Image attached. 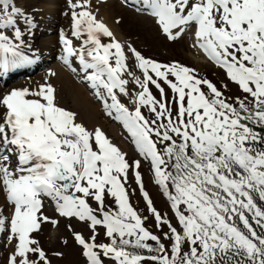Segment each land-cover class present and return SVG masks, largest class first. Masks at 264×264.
Wrapping results in <instances>:
<instances>
[{"label": "snow or ice", "instance_id": "1", "mask_svg": "<svg viewBox=\"0 0 264 264\" xmlns=\"http://www.w3.org/2000/svg\"><path fill=\"white\" fill-rule=\"evenodd\" d=\"M68 2L71 35L82 42L74 46L61 31V59L70 65L69 58H77L91 86L106 90L112 103L105 106L115 109L137 149L151 158L179 230L162 218L147 193L157 226L168 228L163 237L170 247L144 227L121 179H127L129 168L124 154L100 129L88 131L74 113L57 106L54 88L12 89L0 96V192L12 212L7 216L0 207V233L17 241L8 264H50L31 236L49 219L41 213L45 197L55 201L60 215L106 229L109 243L75 235L89 264H103L102 257L114 264H264V0H143L169 39L195 26L198 46L246 95L226 98L192 69L154 62L130 48L143 71L142 80L128 72L142 89L134 113L114 91L128 95L129 81L121 76L128 69L122 45L114 38L102 42L113 33L86 10L88 0ZM20 20L29 32L35 27L14 0H0V75L31 63L19 51ZM5 29L12 30L11 36ZM173 29L178 31L173 34ZM158 81L175 94V118L167 102L157 101L149 90L152 84L164 95ZM141 106H150L156 120L145 119ZM136 180H141L138 172ZM106 196L114 198L117 210H106ZM144 250L148 254H141Z\"/></svg>", "mask_w": 264, "mask_h": 264}, {"label": "rangeland", "instance_id": "2", "mask_svg": "<svg viewBox=\"0 0 264 264\" xmlns=\"http://www.w3.org/2000/svg\"><path fill=\"white\" fill-rule=\"evenodd\" d=\"M14 2L17 7L25 9V0H14ZM92 2L95 4L90 6L87 5L86 10L88 9L87 11H91L92 15L95 16L98 22L103 23V19L108 18L115 33L124 39L123 44H125L127 50L134 48L146 59L160 64L171 65L173 63H177L184 67H188L189 69L193 70V74L198 78L206 79L212 82L226 98H231L234 100L236 97L243 98L246 95L235 82L230 80V78L227 76L226 69L221 68L213 61H210V63L206 62L204 56L199 51V46H197L195 41V26L187 28L186 32L180 35L177 39L172 40L169 39L168 35L163 32L161 25L158 23V18H153V16L148 12L140 11L139 9L137 10V8L129 4V1L127 0H92ZM42 4L43 2H39V5ZM69 7L70 6L65 9L66 11L63 10L64 12H61V16L66 23V32L68 30L69 34H71L73 31L71 23H73V21L70 17L73 9ZM81 10L84 9H75L77 12ZM191 30L193 31L191 32ZM177 31L178 29L172 30L173 34H175ZM58 34V32H49L47 36L56 37ZM68 38L73 40L74 46H80L81 40L76 41V39L70 36ZM107 39L108 37H102V42H111ZM74 42L77 43L75 44ZM60 45L61 47H64L62 43H60ZM131 54L132 52L130 51V55ZM70 58L73 60L77 59L75 57ZM54 63L55 61H52L49 66L45 68H39V70H32L30 71L31 73H29V75L25 76H33L37 77V79H40L47 74L48 69H50ZM64 71H66V69ZM130 72L134 73L136 77L140 76L139 78L141 80L143 79V71L138 67L137 61L136 67ZM125 75H128V73L121 74L123 79H130L133 81L132 87L130 84H128L127 87L125 86L128 95L120 93L118 89H115L114 91L117 96L121 94L120 102L124 104L130 112L134 113L135 108L138 106V93L142 91V89L139 87V85L137 86V84H134L135 82L133 76L128 75L126 77ZM152 75L155 79L156 77L154 74ZM170 78L175 82L173 77ZM35 81L36 79L33 82ZM86 81L88 80L86 79ZM158 82H160L165 89L164 95H161L159 90L156 89L152 84H149V90L157 101L167 102L168 106L173 109V118H175L176 105L173 103V97L175 94L163 81ZM36 83L39 85L38 82ZM76 84H78L81 88L83 86L80 85L79 82ZM88 85H91L90 81H88ZM27 88L30 90H35V88L38 89L39 87L33 88L32 86H28ZM202 88L204 91H207L206 86H202ZM95 89L100 93L98 98L97 94H93L92 92H90L91 97L89 98L90 94L87 93L88 90L85 88H83V93L85 94L84 96L88 95L90 104L93 106V114L99 119L101 124L100 127L104 131V135L112 144L120 149V151L125 156V160L129 164V168L127 170V179L124 180L123 177L121 178L128 193L129 203L137 212V214L143 219L144 227L151 233L159 236L166 247H170V241L164 239L163 237V232L168 231L167 226H162V230L161 227L157 226L155 217L149 210L147 200L144 196V193H147L148 198L152 201V206L157 212L161 214L162 218L168 219L179 230L177 219L175 217L174 211L171 208V202L168 200L162 187L156 183V177L151 164V158L142 155L137 149L131 133H129L128 129L124 126L121 120L116 119L117 113L115 112V109L107 108L105 106V102H107L108 105L112 103L111 98L107 95L106 90L103 88ZM102 97H105V100ZM68 99V94H64L63 99L55 103L61 108L62 105L65 104L64 106L67 107L68 111L74 113L75 115L77 114L75 116L76 122H80V124H82L88 131L94 132L95 129H100L99 126L95 127V129H92L89 127V125L85 126L83 121H79L77 117L78 112L69 104ZM103 105L106 107V109L103 108ZM140 110L141 114L149 122L156 120V115L150 111V106H141ZM157 110H159L158 105ZM159 123H161V121L157 120V124ZM121 126L124 128V130L127 129L125 133L122 132L123 129ZM151 126L156 127V125ZM161 131L163 130L161 129ZM127 132L130 135H128ZM151 138L154 141L158 139L154 134ZM163 146L164 145L162 143L157 144L158 149H162ZM136 162H139L138 168L136 167ZM137 172L141 177L139 183L136 180ZM141 185L143 186L142 188ZM0 194L4 196L3 193L0 192ZM76 195L81 194L77 193ZM51 200V198H43V207L41 209V213L43 216H46L49 219L48 221L41 224L40 230L31 234L32 238L39 242L37 246L45 252L50 264H89L87 257L83 254V246L76 241L75 235L80 234L86 242H91L92 236L95 235V242L97 244L109 243L110 240L106 236V229L103 227V225H97L95 228H93L90 221L80 220L78 217H66L60 215L55 206V201ZM88 203L94 210L98 209V205L93 199L89 198ZM105 206L106 210L111 209L112 211H115L118 208V206L115 204L114 198L111 196L105 197ZM0 207L5 208V215L11 213L10 206L7 205L5 197L3 201L0 202ZM95 214H97L98 218H102L98 211ZM51 221H57V223L53 224ZM7 236L8 233H0V238L2 239L1 241H3V243H0V264H8L9 258L14 251L15 244L17 243L16 240L9 241ZM149 243L155 245V242L149 241ZM30 256L34 259L36 258L35 256H32V254H30ZM102 260L103 264H114V261L108 258L102 257ZM149 264H151V262H149Z\"/></svg>", "mask_w": 264, "mask_h": 264}, {"label": "bare ground", "instance_id": "3", "mask_svg": "<svg viewBox=\"0 0 264 264\" xmlns=\"http://www.w3.org/2000/svg\"><path fill=\"white\" fill-rule=\"evenodd\" d=\"M25 1H26L24 2L25 9L23 10L34 21L35 27L32 28L31 32H29L23 20H20L18 22V26L21 28L23 32V37H22L23 43L20 45L19 51L22 53V55L28 57L31 60V64H30V67H28L29 69L26 72L22 73V71H19L18 74L15 73L14 75H9L10 74L9 71L13 70V68H11L10 70L0 75V96L8 93L12 89H23V88H27L28 86H32L34 88V87H40L42 85H50L55 90L54 92L55 102L61 101L63 99L64 94H68L69 104L78 112L77 117L79 121H83L85 123L84 124L85 126L89 125V127L92 129H95V127L99 126L100 130L104 133V131L100 127L101 124L99 122V119L96 117V115L93 114V110H92L93 106L90 104L88 95L84 96L85 94L83 93L84 92L83 88L87 89L88 90L87 93L90 94L89 95V98H90L91 97L90 92H92L93 94H97L96 89L92 88L91 85H88V81H86L85 79V74L82 71V67L79 64L78 59L73 60L72 58H69L70 65H66L61 59V56L64 55L63 47H61L60 45L61 31H63V33L67 37L69 36L73 37L71 34H69L68 30H67L68 33L66 32V28H67L66 23H65V20L61 16V12H64L63 10L67 9V7L70 6L68 0H25ZM131 1L138 3L137 8L140 11H144L143 10L144 9L143 0H130L129 2ZM39 2L40 3L43 2V4L39 5ZM76 2L77 0H72V3H76ZM92 4H95V3H93L92 0H88V5L90 6ZM153 18H156V17L153 16ZM71 24L73 25V23ZM103 24L113 33V37L111 38L108 37L107 40L112 41V39L114 38L115 41L119 42L122 45L125 51V54L127 57L126 64L128 65V69L123 74L130 72L133 68L136 67V61H135L134 55L133 56L132 54L130 55V50L129 49L127 50V48L125 47V44H123L124 39L120 37V35L115 33L113 26L110 25L111 23L108 18L103 19ZM3 31L9 36H11V33H12L11 29H5ZM49 32H58L59 34L56 37L47 36ZM73 38L76 39L75 37ZM195 41L197 44L196 37H195ZM15 42L20 43L19 41H15ZM199 51L204 56L206 62L210 63V61H212L208 58L206 53L201 48ZM52 61H55L54 65H52V67L48 69L47 74L43 76L42 78L37 79V77L25 76V75H29V73H27L29 70H32V69L39 70V68H42V67L45 68L49 66ZM22 64H25V63H22ZM63 68L64 70L66 69V71H64ZM73 69H75V71ZM125 76L127 77L128 75H125ZM33 78L36 79L35 82H33L35 80ZM128 81H129L128 84H130V86L132 87L133 81L130 79ZM36 82H38L40 86L37 85ZM78 82L80 83V85H83L84 87L82 86L81 88L78 84H76ZM117 97L119 100H121V94H119ZM97 98H98V95H97ZM127 98H130V97H127ZM103 99L105 100V97ZM64 105H62V108L68 111L67 107ZM103 108L106 109L104 105H103ZM122 129H123L122 131L123 133L127 131V129L124 130L123 127ZM129 133L127 132L128 135H130ZM14 162L15 160H13V163ZM0 197H1V201H3L4 196L0 194ZM9 214H12V212ZM9 214L7 216H11ZM1 240L2 239L0 238V243H3V241Z\"/></svg>", "mask_w": 264, "mask_h": 264}, {"label": "trees", "instance_id": "4", "mask_svg": "<svg viewBox=\"0 0 264 264\" xmlns=\"http://www.w3.org/2000/svg\"><path fill=\"white\" fill-rule=\"evenodd\" d=\"M141 254H145V255H146V254H148V253L146 252V250H144Z\"/></svg>", "mask_w": 264, "mask_h": 264}]
</instances>
